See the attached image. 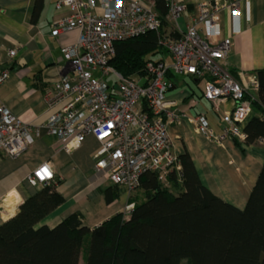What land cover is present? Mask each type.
<instances>
[{"label": "built area", "instance_id": "2783aa9c", "mask_svg": "<svg viewBox=\"0 0 264 264\" xmlns=\"http://www.w3.org/2000/svg\"><path fill=\"white\" fill-rule=\"evenodd\" d=\"M166 20L179 33L163 35L159 45L169 60L147 61L141 73L130 77L119 74L109 64L117 42L148 32H160L161 22L153 4L137 0H59L56 9L66 7L68 14L54 20L51 35L76 30L73 45L63 46V73L45 100L57 109L48 117L49 134L71 152L81 146L87 135L98 142L94 171L110 184L122 187L130 195L140 186L145 172H155L166 180L169 171L180 170L166 127L185 120L209 142L220 145L225 139L244 141L242 124L252 114L249 91L258 90L255 75L236 79L226 67L230 36L218 39L219 12L226 8L237 12L238 0H209L198 3L189 26H179L186 10L185 0H164ZM15 50H8L13 57ZM202 80V96L215 108L230 101L232 107L222 112V129L215 133L202 114L185 115L169 109L166 93L170 87L167 74ZM113 75L114 83L106 77ZM8 77L0 70V84ZM39 135L37 127L23 123L0 106V151L18 157ZM258 141L264 142V139ZM31 186H46L54 181L49 162L34 168L27 176ZM133 203L126 205L129 212ZM126 212V213H127Z\"/></svg>", "mask_w": 264, "mask_h": 264}, {"label": "crops", "instance_id": "0c3cea01", "mask_svg": "<svg viewBox=\"0 0 264 264\" xmlns=\"http://www.w3.org/2000/svg\"><path fill=\"white\" fill-rule=\"evenodd\" d=\"M57 1L0 0V70L8 71L7 79L0 84V106L39 130L35 141L18 157H8L0 151V224L13 217L20 204L36 191L37 187L28 184L26 178L44 162H49L54 180L60 182L55 190L62 195L63 203L38 225L54 227L67 215L78 212L83 224L93 228L124 212L130 198L137 201L143 198L137 193L139 189L129 195L119 187V195L107 203L102 189L110 182L94 171L98 142L87 135L79 148L67 152L45 127L48 117L58 107L49 104L45 94L52 91L63 73L66 61L60 48L73 45L78 35L76 30L51 35L52 22L69 12L66 7L56 9ZM137 1L154 5V0ZM185 1L187 7L179 22L182 30L191 23L198 3L209 0ZM238 2L237 12L220 10L217 40L231 37L226 67L236 79L246 81L249 75L256 76L257 70L264 69V0ZM170 30L175 29L168 22L164 35L170 36ZM10 49L15 50L13 57L8 55ZM162 59L169 60L167 52ZM195 79L172 74L166 93L171 103L169 109L188 116L202 114L210 128L220 133L221 114L231 109L232 102H223L215 108L202 96V80ZM256 92L249 91L247 96L255 98ZM254 115L252 109L247 121ZM247 121L242 124V130ZM166 130L173 152L177 156L189 154L201 183L217 197L243 209L263 165L264 142L258 139L255 144L247 145L228 138L216 145L195 132L184 119L167 125Z\"/></svg>", "mask_w": 264, "mask_h": 264}, {"label": "trees", "instance_id": "16d2710c", "mask_svg": "<svg viewBox=\"0 0 264 264\" xmlns=\"http://www.w3.org/2000/svg\"><path fill=\"white\" fill-rule=\"evenodd\" d=\"M154 7L159 33L115 44L109 64L124 77L141 73L147 61L163 60L166 53L159 38L168 28L167 6L154 0ZM169 35L179 33L170 30ZM256 78L258 90L251 100L255 115L243 128L247 145L264 139V69L256 71ZM177 158L180 170L166 175L170 187L157 173L145 172L138 188L142 200L130 198L134 205L129 212L93 228L83 224L78 212L54 227L38 225L63 197L55 190L58 180L37 186L17 213L0 224V264H264V161L245 207L239 209L201 183L187 152ZM102 192L109 203L119 187L110 184Z\"/></svg>", "mask_w": 264, "mask_h": 264}, {"label": "rangeland", "instance_id": "374dc122", "mask_svg": "<svg viewBox=\"0 0 264 264\" xmlns=\"http://www.w3.org/2000/svg\"><path fill=\"white\" fill-rule=\"evenodd\" d=\"M180 21H181V19H179V22H180ZM105 80H106V82H107L108 84L111 85L112 83H114L115 78H114L113 75H110V76L106 77ZM162 183H163V185H165V186H167V187H170L169 184H168V182H167L166 180H163ZM35 187H37V186H35ZM171 189H172L174 192H177L176 189H174V188H171ZM137 193L139 194V197H141L142 192H141L140 189L137 191ZM126 212H127V210H126V208H125L124 213H126ZM182 264H185V261H183Z\"/></svg>", "mask_w": 264, "mask_h": 264}, {"label": "bare ground", "instance_id": "6f19581e", "mask_svg": "<svg viewBox=\"0 0 264 264\" xmlns=\"http://www.w3.org/2000/svg\"><path fill=\"white\" fill-rule=\"evenodd\" d=\"M10 196V195H9Z\"/></svg>", "mask_w": 264, "mask_h": 264}]
</instances>
